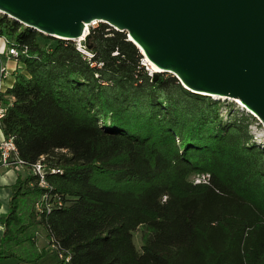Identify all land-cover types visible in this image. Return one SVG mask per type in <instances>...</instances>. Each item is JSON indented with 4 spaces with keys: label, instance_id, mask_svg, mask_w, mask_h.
Wrapping results in <instances>:
<instances>
[{
    "label": "trees",
    "instance_id": "1",
    "mask_svg": "<svg viewBox=\"0 0 264 264\" xmlns=\"http://www.w3.org/2000/svg\"><path fill=\"white\" fill-rule=\"evenodd\" d=\"M0 36L26 47L0 91L2 135L27 166L43 155L61 169L44 173L47 188L31 172L8 185L0 260L36 263L45 246L22 245L40 230L69 256L54 264H264V149L249 113L223 119L219 100L148 74L126 32L104 22L85 39L100 66L1 12ZM198 171L210 184L191 182ZM45 191L62 205L36 211Z\"/></svg>",
    "mask_w": 264,
    "mask_h": 264
},
{
    "label": "water",
    "instance_id": "2",
    "mask_svg": "<svg viewBox=\"0 0 264 264\" xmlns=\"http://www.w3.org/2000/svg\"><path fill=\"white\" fill-rule=\"evenodd\" d=\"M0 12L72 41L107 23L161 68L154 77L170 72L191 92L238 99L264 125V0H0Z\"/></svg>",
    "mask_w": 264,
    "mask_h": 264
},
{
    "label": "built area",
    "instance_id": "3",
    "mask_svg": "<svg viewBox=\"0 0 264 264\" xmlns=\"http://www.w3.org/2000/svg\"><path fill=\"white\" fill-rule=\"evenodd\" d=\"M99 21L94 20L92 21L87 28V32L89 31V26H95L97 25ZM75 43V48L80 52L82 59H87L89 61L90 65L97 64L100 66L101 62H96L92 60L93 52L89 49V47L86 45L84 38H76L73 40ZM26 51V47L24 48H18L14 44H7L6 46V55L17 61L20 62V56L24 54ZM141 64L144 66V68L147 70L148 74L152 75L153 71L150 69L144 58H141ZM15 68L13 69L12 73H14ZM11 70H9L8 67H6L5 64H2L0 66V84L2 83V80L9 75ZM95 75H97L95 73ZM0 91H1V85H0ZM7 109V105L2 103L0 101V131H1V119L4 116ZM43 155H41L35 162L31 163L27 166L26 162L19 157L17 153V149L15 146V143L11 137H5L2 135V132H0V170L3 172V169H25L27 168V172H31L32 174L38 175V184L47 188L49 187L48 184L44 180V173L46 172H52V173H59L61 172V169L58 167H47L45 168L42 165L43 161ZM27 174V173H26ZM190 180L194 184H210V173L208 171H198L193 173L190 176ZM165 196H163V199ZM62 205V199L57 194H49L45 191L43 195L40 197L38 201L35 202L34 208L36 211L45 210L46 212H49L54 207H59ZM37 233V232H36ZM47 248L55 255L57 259H64L65 261L68 260L69 256L64 255L63 251L60 249L59 244L54 241L53 239L50 240L48 245H46Z\"/></svg>",
    "mask_w": 264,
    "mask_h": 264
},
{
    "label": "rangeland",
    "instance_id": "4",
    "mask_svg": "<svg viewBox=\"0 0 264 264\" xmlns=\"http://www.w3.org/2000/svg\"><path fill=\"white\" fill-rule=\"evenodd\" d=\"M39 40L48 45H52L56 41V39L54 38L43 37V36H39ZM162 73H167V74L172 75V73L170 72H162ZM220 103H221V113H222L223 119L227 120L231 114H236L237 116L240 115L241 113H243L244 115L248 114L246 110H244L243 108H239L234 102L231 101V99L221 100ZM250 115H251L249 117L250 124L248 128L252 135V140L254 141V143L259 144L264 149V125L257 116H253L252 114ZM26 173H27V168L25 169L23 168V170L20 172L21 175H25ZM26 207H28V205ZM3 212L4 211H2L1 213ZM28 232H30V230ZM35 235H36L35 236L36 241H35L34 246L28 247L27 244L24 243L22 247H25L27 250H30L31 253H35V251H38L39 249L45 246V250H46L45 254L34 264H54V262H56V258L54 254L47 248L46 240L44 238L42 231L38 230L37 233H35ZM133 240H134L135 245L139 246V243H140L139 242V230H136L134 232ZM10 261L15 263L14 258L9 257V258L0 260V264H6V263L9 264Z\"/></svg>",
    "mask_w": 264,
    "mask_h": 264
},
{
    "label": "crops",
    "instance_id": "5",
    "mask_svg": "<svg viewBox=\"0 0 264 264\" xmlns=\"http://www.w3.org/2000/svg\"><path fill=\"white\" fill-rule=\"evenodd\" d=\"M6 46H7V43H6L5 39L2 36H0V66L2 64H5L6 67H8L9 70H11L10 74L7 75L2 80V83L0 84L1 85V91H4L5 89H7L8 87H10L12 85L13 80H14V73H12V71L17 66H21L22 65V62H18L17 63V61L9 58L6 55ZM22 170L23 169H20V170H16L15 169L14 170L12 168L3 169V172L0 170V176L2 177L0 179V192H2L3 195H4V199L3 200L0 198V207H2V206L5 207V209L2 210V211H5L7 209V198H8L9 192H10V189H9L8 185H10L12 182H14V180L16 179L17 174H20V172ZM2 211H0V213ZM1 231H2V228L0 229V233H1ZM14 261H15V263L10 261L9 264H26L25 262L19 261V260L15 259V258H14ZM6 264H8V263H6Z\"/></svg>",
    "mask_w": 264,
    "mask_h": 264
},
{
    "label": "bare ground",
    "instance_id": "6",
    "mask_svg": "<svg viewBox=\"0 0 264 264\" xmlns=\"http://www.w3.org/2000/svg\"><path fill=\"white\" fill-rule=\"evenodd\" d=\"M88 25H89V23L88 24H86V28H85V30H84V32H83V34H86V32H87V28H88ZM83 34L80 36V37H78V38H82L83 37ZM144 60L146 61V63L148 64V66L150 67V69L152 70V71H161V68H159L158 66H156L154 63H152L146 56H145V58H144ZM215 98H228V99H231V100H234L236 103H239V105L241 106V107H243V108H245L240 102H239V100L238 99H234V98H232V97H225V96H219V95H213ZM247 111H249L248 109H246ZM250 112V111H249ZM2 177L0 176V179H1ZM0 198L3 200L4 199V195H3V193L2 192H0ZM5 209V207L4 206H2V207H0V211H2V210H4ZM2 228V225H1V223H0V229Z\"/></svg>",
    "mask_w": 264,
    "mask_h": 264
}]
</instances>
